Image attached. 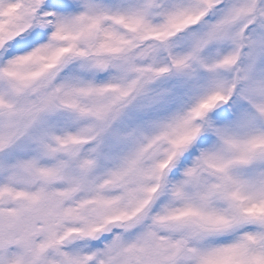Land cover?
<instances>
[{"label": "snow or ice", "instance_id": "6c2138e0", "mask_svg": "<svg viewBox=\"0 0 264 264\" xmlns=\"http://www.w3.org/2000/svg\"><path fill=\"white\" fill-rule=\"evenodd\" d=\"M0 264H264V0H0Z\"/></svg>", "mask_w": 264, "mask_h": 264}]
</instances>
